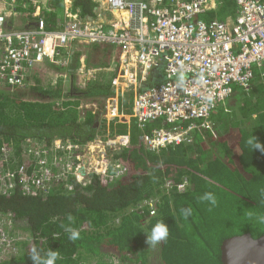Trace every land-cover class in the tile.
<instances>
[{
  "label": "trees",
  "instance_id": "trees-1",
  "mask_svg": "<svg viewBox=\"0 0 264 264\" xmlns=\"http://www.w3.org/2000/svg\"><path fill=\"white\" fill-rule=\"evenodd\" d=\"M216 2V11L199 20L230 24L235 1ZM61 4L62 0H48L50 10ZM72 9L82 20L100 13L97 0H73ZM43 18L47 29H56L52 11ZM89 48L101 58L93 66H110L113 47ZM80 54L74 53L66 68V90L62 84L50 90L30 85L25 93L11 91L0 81V143L12 147V170L24 166L30 171L29 160L22 156L28 140L49 145L61 139L84 145L95 136H128L129 145L107 157L122 164L124 176L112 182L94 176L85 186L70 179L71 191L59 184L35 196L23 194L19 186L8 195L0 194V214L11 221L10 232L19 228L28 236L16 241V253L0 264H33V248L42 256L49 249L57 251L56 264H114L111 258L115 264H221L225 239L264 234V223L258 220L264 215V194L258 197L253 192V185L264 188V153L248 144L254 137L264 146V65L253 69L246 89L235 87L224 105L216 108L208 128L194 130L189 142L154 153L141 137L168 125L154 121L140 132L133 121L106 122L102 113L112 94L110 81L77 86L74 70ZM161 67L142 90L164 82ZM132 100L131 93L121 99L122 115L130 113ZM83 103L94 108L81 107ZM177 125L185 128L189 123ZM205 192L215 194V205L200 199ZM184 207L192 208L187 219L180 212ZM160 219L168 225L169 236L148 246L145 233ZM67 227L79 231V239L70 240Z\"/></svg>",
  "mask_w": 264,
  "mask_h": 264
},
{
  "label": "built area",
  "instance_id": "built-area-1",
  "mask_svg": "<svg viewBox=\"0 0 264 264\" xmlns=\"http://www.w3.org/2000/svg\"><path fill=\"white\" fill-rule=\"evenodd\" d=\"M97 1L100 13L108 16L102 22H84L69 10L71 0H64V23L49 30L35 0H0V81L11 91L24 90L31 85L29 74L39 66L69 67L76 46L110 45L114 57L104 69L112 74V94L104 101L102 118L133 121L140 132L150 122L168 125L141 137L149 151L158 153L189 142L194 130L208 128L216 108L224 105L235 87L246 89L253 69L264 65V4L259 0H234L236 13L230 24L199 20L216 11V0ZM28 16L34 18L33 25L28 27L25 21L21 26L20 18ZM83 62L82 56L78 75L89 81L101 69H86ZM159 66L164 82L142 90ZM179 72L184 74L182 84ZM60 78L65 81L67 73ZM127 93L133 100L130 113L122 115L121 99ZM184 122L189 123L185 128L177 125ZM128 145L124 135L95 136L84 145L61 139L49 145L28 140L22 153L31 167L27 171L24 166L11 169L12 147L0 143V194L8 195L19 186L23 194L35 196L59 184L71 191L70 179L82 186L94 176L103 182L120 179L125 168L107 157ZM11 227V221L0 214V251L15 250Z\"/></svg>",
  "mask_w": 264,
  "mask_h": 264
},
{
  "label": "rangeland",
  "instance_id": "rangeland-1",
  "mask_svg": "<svg viewBox=\"0 0 264 264\" xmlns=\"http://www.w3.org/2000/svg\"><path fill=\"white\" fill-rule=\"evenodd\" d=\"M35 1L37 2V6L40 7L41 12H42V10H44V1L45 0H35ZM72 7H73V1L70 2L69 10L71 11V13H77L78 14V12H76V11L73 12ZM63 11H64V5H63ZM63 16H64V13H63ZM20 19H22V18H20ZM18 21H19V19H18ZM22 21L23 20H21L20 22H22ZM83 21L87 22L88 20H83ZM61 24L62 23H60V25ZM60 27L61 26H58L56 28H60ZM76 47L77 48H74L72 52H73V54L76 52L82 53L80 55L84 57L83 64L85 65L86 69H93L94 68L93 64L95 65V64L101 63V61H100L101 58L95 57L94 54L90 52V48H89L90 46H76ZM99 58H100V60H99ZM80 65H81V63H78V65L75 67V70H74V73L76 76V84H77V86H80V88H82V87L87 88L92 83H104V82L110 81L112 74L108 70L104 69L107 67L98 68L101 70L97 71L95 75H92V78H90L89 81L88 80L86 81L84 78H80L78 75V70L80 69ZM66 72L68 73V71L66 69L61 68L59 66L52 65V64H43L42 66H39L35 70L31 71V75L29 77L30 84L33 86L36 85L42 90L54 89L58 84H62L61 86H62L63 90H66L68 88V82H67L68 78H66L65 81H63V79L60 78V74H63ZM79 79L82 81L83 84H81ZM28 88L24 89V90H19V91L28 93V91H29ZM26 97L28 98L30 96H26ZM82 105L83 106L89 105V103H86V104L83 103ZM253 187H254L253 192L256 194V196L261 197L262 194H264V188H261V185L260 186L253 185ZM234 233H235V231H234ZM12 237L17 242H22V241H26L28 236L26 233H24L19 228H15L14 232L12 233ZM16 250H17V248H15V250L11 251V252H8L7 249L0 251V262L8 261L10 259L11 255L16 253ZM110 261L114 264L116 263V261H114L112 258Z\"/></svg>",
  "mask_w": 264,
  "mask_h": 264
},
{
  "label": "clouds",
  "instance_id": "clouds-1",
  "mask_svg": "<svg viewBox=\"0 0 264 264\" xmlns=\"http://www.w3.org/2000/svg\"><path fill=\"white\" fill-rule=\"evenodd\" d=\"M178 83L182 84L184 80L183 72H179L177 75ZM208 102H212V96L209 95L207 97ZM248 144L252 146V149H258L262 153H264V146H262L254 137L248 141ZM202 201H208L211 205L216 204V196L212 192H205L203 196L200 198ZM182 216L187 219L192 215V208L191 207H184L180 209ZM258 220L260 223H264V215H259ZM69 233V239L75 241L79 239L80 233L76 229L71 227H67L65 229ZM146 234V243L148 246H156L161 241H165L169 236V227L164 222L163 219L158 220L150 229L149 232ZM31 260L33 264H56L57 259L59 258V253L54 250H48V252L42 256L38 250L35 248L32 249Z\"/></svg>",
  "mask_w": 264,
  "mask_h": 264
},
{
  "label": "water",
  "instance_id": "water-1",
  "mask_svg": "<svg viewBox=\"0 0 264 264\" xmlns=\"http://www.w3.org/2000/svg\"><path fill=\"white\" fill-rule=\"evenodd\" d=\"M220 251L221 264H264V234L258 238L250 234L227 238Z\"/></svg>",
  "mask_w": 264,
  "mask_h": 264
},
{
  "label": "crops",
  "instance_id": "crops-1",
  "mask_svg": "<svg viewBox=\"0 0 264 264\" xmlns=\"http://www.w3.org/2000/svg\"><path fill=\"white\" fill-rule=\"evenodd\" d=\"M73 0H71V2H72ZM63 2H64V0H62V4H61V7L60 8H58L57 10H50L49 9V6H48V0H45L44 1V10H42V12H41V14H45L46 12H49V11H52L54 14H55V17H56V26L58 27V26H60V23H62L63 22V20H64V16H63V13H64V11H63ZM33 10V9H32ZM96 11V10H95ZM98 11V10H97ZM63 12V13H62ZM99 12H101V11H99ZM106 17H108V16H105V14H104V16H103V14L102 13H95L94 14V16L93 17H89L88 19H86V20H88V22H93V21H97V22H102L101 21V19H103V18H106ZM21 20H23L22 22H21V26H25V21H26V23L28 22V26L29 25H33V22L35 21L34 20V18H32L31 16H29V18L27 17V18H22ZM82 54V53H81ZM82 56L80 55L79 56V58H81ZM71 58L73 59L74 58V54L73 55H71ZM72 61V60H71ZM78 61H79V59H78ZM94 68H96L95 66H94Z\"/></svg>",
  "mask_w": 264,
  "mask_h": 264
}]
</instances>
